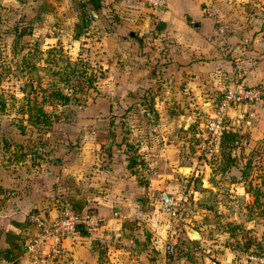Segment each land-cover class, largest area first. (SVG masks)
<instances>
[{"label":"crops","instance_id":"crops-1","mask_svg":"<svg viewBox=\"0 0 264 264\" xmlns=\"http://www.w3.org/2000/svg\"><path fill=\"white\" fill-rule=\"evenodd\" d=\"M106 1L79 0L78 11L70 12L65 22L70 33L78 25L77 38L89 47L83 53L64 48L67 55H75L69 59L77 57L90 67L103 69V74L93 82L94 91L87 92L88 99L75 116L78 126L73 130L62 128L64 138L57 144L47 137L49 130L41 142L39 133L35 140H28L18 131V180L12 182L0 170L2 262L254 264L246 255L264 250V214L261 206L251 203L252 192L260 187L262 194L257 195L258 200H264V187L261 188L264 179H254L253 184L251 179H246V173L241 175V170L246 167V155L254 152L256 142L264 138V100L227 109L234 128V145L229 149L232 160L215 158L212 163L215 168L226 170L220 179L234 187L235 195L229 196L244 204L239 210L232 211V206L222 210L221 228L214 225L220 217L215 214L217 210L195 207L202 192L192 187L193 178L198 174L200 187L205 188L202 183L205 174L201 177V172L212 168L194 160L195 148L188 144L190 147L185 151L182 140L184 136L197 135L192 130L193 126L195 129L201 125L193 122L196 113L203 111L211 115L213 102L234 81L264 85V36L262 33L248 36L246 19L212 15L205 11L202 0H165L163 10L150 9L141 0ZM108 1L112 3L108 5ZM209 4L214 8L221 5ZM81 17L88 20L80 28ZM24 21L33 19L24 18ZM52 21L48 31L56 27ZM69 35L53 32L46 40L55 45L62 37L64 42L68 40ZM161 91L169 94V102L159 97L164 94ZM143 106L146 114H142ZM198 109L201 110L196 112ZM180 115L187 116L183 128ZM138 117L143 121L148 118V127L140 134L134 135L131 128L121 127V120ZM167 120L176 122L175 133L167 134ZM151 124L159 128L155 141L151 140V131H156L151 130ZM133 135L140 137L136 149L139 163L128 167V158L134 153L124 142L135 143ZM168 136L174 141H166ZM252 165L249 168H254ZM213 176L217 190L218 178L216 173ZM186 180L190 183L185 192H180L178 187ZM216 190L211 191L216 193ZM162 194L182 200L191 196L195 210L189 216L184 213L185 221L212 213L211 222L197 220L207 235L196 230L199 240H189L183 246L198 249L195 255L201 252L207 255L182 256L176 260L174 256L164 255L167 237H173L180 226H187L168 227L163 222L158 207ZM62 206L81 214L92 213L102 224L95 230L80 228L73 238H63L60 257L48 259L42 254L29 261L24 244L37 233L34 218H54ZM158 247L163 255L154 252Z\"/></svg>","mask_w":264,"mask_h":264},{"label":"rangeland","instance_id":"rangeland-1","mask_svg":"<svg viewBox=\"0 0 264 264\" xmlns=\"http://www.w3.org/2000/svg\"><path fill=\"white\" fill-rule=\"evenodd\" d=\"M101 1L105 2L106 0ZM112 1H108V5H110ZM202 2L205 11L206 9L209 10L212 15H223L224 17H230L236 20H238L239 18L246 19V32L248 36L254 37L259 33H262V35L264 36V0H202ZM210 2H214L216 7L220 3L221 7H211L209 4ZM207 3L209 4V7L207 6ZM222 3H224L223 6ZM78 9L79 0H0V102L3 103V107H0V167L2 168L0 170L2 171L1 175H5V178H11L12 182H14V180H18V126H23L21 130H23V134L26 135V139L28 140H35L37 133H39L40 142L41 139L43 140L46 138L45 131L49 130V134L47 137L50 141L55 142V144L61 142L64 138L62 137V128L66 130H73L78 126V121L76 120L75 116L79 113L82 106L84 105L82 104L83 98H85L86 96L79 93H73L72 88H70V90H67V86L73 84V79L69 77V80L67 79L68 81L64 83L63 81L58 80L59 76H50V73L47 71L45 63L43 61L44 58L47 57L45 50L52 46V42H48L46 40V37L53 32H55V34L61 35H65V32H67V34H70L68 40H66L65 42L64 40H62V37L60 41H56L55 43V47L60 49V53L56 54L61 55V57H59L61 61L59 59L57 60L58 66H63L64 62L62 59H65L63 56H68V58H74L73 56H75L73 55V53L72 55H67L64 52V48H73L75 50L74 53H76V50L77 52L83 53L85 48H89L83 46L82 44L84 42H80L79 38H77L79 31L78 25H75L71 29V33L68 32L70 30L65 27V22L68 15H70V12L75 13L76 11H78ZM34 12L37 13L35 16ZM113 14L117 18H119L117 13ZM24 18L25 20L33 19V21L28 22L29 25H27L28 28L32 29L31 35H29L26 40H24L25 37H21L18 41V20L24 21ZM52 20L55 21L56 27L53 30L48 31L53 22ZM94 37H91V39H93ZM33 42H37L36 48L39 53H33L32 56L26 57V52L33 46ZM86 43L88 45V42ZM249 45L250 49H252L250 42ZM22 58H24L23 60L28 62H26V65L24 62H21ZM76 58L69 60L85 64L84 60H78ZM33 64H35L36 68H33ZM39 67L40 69H37ZM63 74L64 73H62L61 75ZM35 76H40L39 84H41L42 86H48L50 79H54L56 85L61 88V91L63 93H68L70 97L64 105L58 104L54 105L53 107L44 106V109L47 112L54 111L56 115L55 120L51 122L47 128L44 127L45 130L43 128H39L38 130L37 127L30 126L26 123L25 125H23L24 121L21 125H18L20 123L18 121L20 108L25 111V107L21 105H23L24 103V100L22 98L24 97L25 91L28 88V86L26 85L31 83L30 81H28V79L30 78L32 80ZM19 87H23V91H20ZM162 92L164 93V91H161V93ZM72 96L74 99H71ZM159 97H164L166 101L168 100L169 102L168 93L159 94ZM75 98L80 99V103L77 102ZM86 99H88V93ZM200 110L201 109H198L196 110V112ZM188 112L191 113L192 110L188 109ZM195 117L196 119L193 122H195L196 124L199 122L201 125H199V127L195 129L193 128L194 126L192 127V130L196 131L197 133L196 136H184L182 140L184 142V145L186 146L184 150L186 151V149L190 147L188 144H192L193 146L196 145L194 147L192 146V149L195 148L194 150H196L195 154L193 155V159L201 160V162L213 165L212 161L215 160V158H221V153L220 148L216 149L215 147L213 136L204 128L205 121L209 117V114L206 115L203 111H200L196 113ZM123 122V129L127 130L128 128H131L134 135L140 134V132L148 127V122L146 123L139 117L130 121L124 120ZM162 124H164V122ZM150 128H152L151 130H156L151 131V140L155 141L157 135L159 134V128L158 126H153L152 124ZM166 129L169 132L167 134L175 133L176 122L167 120ZM134 135L132 136V138L136 141H134L135 143L133 144L137 143L139 145L140 137L136 136L135 138ZM149 138V135H147L146 142H149ZM165 140L173 142L174 138L168 136L167 138H165ZM65 142H67V144H70V141L68 140H66ZM254 146L257 149L253 150L254 152H250L245 157L246 160H248L250 163H253L252 166L254 168H249L248 170H246V179H251L250 182H252L253 184H255L254 179H264V138L257 141ZM217 170L218 171L216 172V175L219 184L216 190L217 199L215 202V206L217 212L219 211L220 213L216 212L215 214L217 216L220 214V217L217 218V224L214 225L216 228H221L222 220L220 221V219H222V210L228 209V206L233 207L232 211L239 210L242 208L244 202L237 199L236 197L229 196L235 195L234 187L227 185L224 180L220 179V176H222L221 173L223 172L222 170ZM204 174L205 172H201V177L204 176ZM189 183V180L182 181V187H178L179 191L185 192ZM192 187H195L194 183L192 184ZM248 187L254 188V186L252 185H248ZM263 187L264 184H262L261 188ZM9 191L12 192L14 190ZM172 200L176 202L180 214L175 219H172L166 214L162 213L161 217L163 222L167 224L168 227L172 224L173 226H180L185 224L187 227L180 226V229L173 233V237H167V240L174 246V252L172 254L165 253L164 255H166V257L168 258L174 256L175 260L182 256L191 258L202 256L203 254L207 255V253H202L201 250H199L201 252L200 254L195 255L194 252L198 249L194 250L193 247L184 249L183 246H187L189 240H199L191 234L188 228L198 230L199 232H204L206 229H204L202 227V223H198L197 220L202 221L203 219V222H205L206 220L208 222H211L214 219V217H212V213H208V216L205 215L203 217H197L196 220L192 219L191 222H189V220L185 221L182 219L184 218V213H188L189 216L190 212H193L195 210L194 208L197 207L196 204L194 207V200L191 198V196L189 197V199L185 200H182L181 198ZM204 234L207 235L205 232ZM154 252L156 254L160 252L159 254L163 255V250L160 247H158V249ZM210 254L211 253H209V255ZM0 264H4L2 262L1 256Z\"/></svg>","mask_w":264,"mask_h":264},{"label":"trees","instance_id":"trees-1","mask_svg":"<svg viewBox=\"0 0 264 264\" xmlns=\"http://www.w3.org/2000/svg\"><path fill=\"white\" fill-rule=\"evenodd\" d=\"M87 20H88L87 17H81V23L82 24L80 25V28L83 27V24H85V22H87ZM28 22L29 21L25 22V21H19L18 20V41L21 37H23V38L25 37L24 40H26L29 37V35H31L32 29L28 28V26H27V25H29ZM32 44H33V46L31 48H29L28 51L26 52V57L32 56L33 53H39L37 48H36L37 42H33ZM59 51H60V49L56 48L55 45H52L51 47H49L45 50L47 57L44 58L43 61L45 63L47 71L50 73V76L57 75V76H59L58 80H61L64 83H66L70 77L71 79H73V84L67 86V90H70V88H72L73 93H79V94L85 95L87 97V92L94 91L93 82L96 80V78H98L102 75V72H103L102 67H100V66L90 67V65L88 66L86 64V62L84 64V63H78L75 61H70L68 56H63L65 59H62V58L61 59L63 60L64 64H63V66L62 65L58 66L57 60L58 59L60 60L59 57H61V55L56 54V53H60ZM23 59L24 58H22L21 62L22 63L24 62L26 65L27 61H25ZM33 65H34L33 68H36L35 64H33ZM37 69H40V67ZM62 73H64V74L61 75ZM28 81H30L31 83L30 84L26 83L27 84L26 86H28V88L25 91L24 97L22 98L24 100V103H23V105H21V106L25 107V111H23L22 108H20V111H19L20 114H18V121L20 123L18 125H21L24 121L23 125H25V123H26L30 126L37 127L38 130H39V128H43L45 130L44 127L47 128L49 126V124L55 120L56 115H55L54 111L53 112H47L44 109V106L53 107L54 105H58V104L64 105L69 100L70 97H69L68 93H63L61 91V88H59V86L56 85L54 79H52V78L50 79L48 86H42L41 84H39L40 76H35L32 80L29 78ZM19 89H20V91H23V87H19ZM37 94H38V96H37ZM86 97L83 98L82 104H84ZM71 99H74L73 96ZM75 99L77 102L80 103V99H77V98H75ZM0 107L1 108L3 107L2 102H0ZM142 109H144L142 114H146L145 106H143ZM139 111L140 110H134L133 112L136 113ZM149 112L151 115H153V110L151 108L149 109ZM152 118H153V116H152ZM147 119L145 122L148 121ZM123 121L124 120L120 121L122 128L124 127ZM22 127L23 126H18V131L20 133H23V130H21ZM233 137H234L233 133H228V132L227 133L223 132L219 137L218 148H220L221 158L224 159L225 162L232 160L230 158V155H229V149L234 145V143H233L234 138ZM124 143H125V146L129 150L133 151V153H134L133 155L129 156V158H128V167L136 166L139 163V160H137V157H139V154L136 153L137 146H139V145L137 143L132 144V143H128L126 141ZM40 145H43V144L40 143ZM245 162H246V165H245L246 167L243 170H241L242 176L243 175L245 176V173H247L246 170H248L250 167V162L248 160H246ZM210 167L212 168L213 173H216L218 171L217 169L222 170V172L226 171L223 167L214 168L213 165H210ZM193 183L195 184V189H198L202 192V196L197 198L195 201L197 208L209 209L211 211H216V206H215V202L217 199L216 193L212 192L209 189L201 188L200 187L201 181H200V178L198 176L193 178ZM252 193L254 195V200L251 203L254 205L256 204L257 205L256 207L261 206L260 211L262 214H264V200L259 202L258 196H257V195L262 194V191H260L259 187H257L253 190ZM261 251H264V250H261ZM261 251H259V252H261Z\"/></svg>","mask_w":264,"mask_h":264},{"label":"built area","instance_id":"built-area-1","mask_svg":"<svg viewBox=\"0 0 264 264\" xmlns=\"http://www.w3.org/2000/svg\"><path fill=\"white\" fill-rule=\"evenodd\" d=\"M146 7L153 10H163L166 7L165 0H141ZM264 100V85H246L241 81H234L231 87H227L219 98L213 102V113L205 121L204 128L213 136V142L218 148L219 137L223 132L234 131L227 109L239 104L255 103ZM159 209L172 219L179 214V208L167 194H162L158 201ZM37 233L24 244V252L29 261L36 260L42 254L48 259L60 257L63 253L61 240L65 237L73 238L79 228L95 230L102 220L92 213H78L66 206H62L59 214L51 219L35 217ZM167 254L174 252V246L169 241L164 244ZM246 259L254 264H264V251L252 252L246 255Z\"/></svg>","mask_w":264,"mask_h":264},{"label":"water","instance_id":"water-1","mask_svg":"<svg viewBox=\"0 0 264 264\" xmlns=\"http://www.w3.org/2000/svg\"><path fill=\"white\" fill-rule=\"evenodd\" d=\"M186 118L187 116L186 115H180L179 116V123H180V127L183 128L185 123H186ZM202 183L205 187H208L210 188L211 190H216V182H215V179H214V176H213V173L211 171L210 168H207L206 171H205V176L202 180ZM191 234L193 236H195L196 238H198V233L196 230L194 229H191L190 230Z\"/></svg>","mask_w":264,"mask_h":264}]
</instances>
